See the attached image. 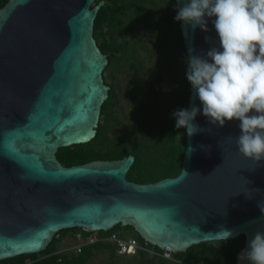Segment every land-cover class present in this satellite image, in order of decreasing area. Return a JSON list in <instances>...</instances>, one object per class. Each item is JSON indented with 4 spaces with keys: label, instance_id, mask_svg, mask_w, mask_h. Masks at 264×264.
<instances>
[{
    "label": "water",
    "instance_id": "95a60500",
    "mask_svg": "<svg viewBox=\"0 0 264 264\" xmlns=\"http://www.w3.org/2000/svg\"><path fill=\"white\" fill-rule=\"evenodd\" d=\"M95 1L7 0L0 8V260L44 251L62 229L121 223L173 251L214 240L224 226L231 238L245 235L236 264H250L238 256L264 232V159L239 153L240 121L211 123L192 86L187 109H201L193 123L202 130L186 132L178 175L131 180L134 154L71 166L58 158L60 148L95 138L110 95L109 55L94 34L105 0ZM205 20L207 30L180 21L188 57L220 49L215 17Z\"/></svg>",
    "mask_w": 264,
    "mask_h": 264
},
{
    "label": "trees",
    "instance_id": "16d2710c",
    "mask_svg": "<svg viewBox=\"0 0 264 264\" xmlns=\"http://www.w3.org/2000/svg\"><path fill=\"white\" fill-rule=\"evenodd\" d=\"M100 0H96L93 5ZM7 0H0V8ZM178 7L176 0H105L95 19V37L109 63L104 78L118 66L127 64L133 110L122 121L123 113L114 105L118 98L116 85L111 83L109 98L104 102L98 132L88 143L74 144L58 150V158L66 165L82 164L95 159H120L128 154L136 156L128 177L139 183L155 182L180 173L186 151V129L175 127L173 113L187 108L191 84L187 80L188 52L184 42L180 21L175 19ZM142 24L148 33L157 36V41L147 46L139 32L133 29ZM141 48L159 52L166 68L173 73L175 88L166 98L161 97L159 86L152 83L144 89L141 73L146 66L139 57ZM159 112L161 118L159 117ZM119 127L111 129L113 125ZM80 227L60 230L44 251L24 253L0 260V264H90L98 252L108 253V260L101 264H183L142 249L136 254H123L114 242L99 241L86 244L81 251H59L61 237L72 233L75 240ZM117 232L120 236H133L140 244L163 253L165 250L148 242L132 225L121 223L111 230H101L102 236ZM74 242V241H73ZM76 242V241H75ZM245 235L227 241L208 240L190 246L185 251H172L175 259L204 260L207 264H236L237 253L244 247Z\"/></svg>",
    "mask_w": 264,
    "mask_h": 264
},
{
    "label": "clouds",
    "instance_id": "9594fccd",
    "mask_svg": "<svg viewBox=\"0 0 264 264\" xmlns=\"http://www.w3.org/2000/svg\"><path fill=\"white\" fill-rule=\"evenodd\" d=\"M177 7V21L204 30L205 17H215L222 50L212 48L208 59L190 56L187 60L186 77L203 105V115L219 126L240 121L241 134L236 139L239 153L255 161L264 159V0H190L183 7L178 0ZM200 111L195 106L176 110L175 127L186 129L189 137L201 131L193 123ZM192 150L189 148V153ZM261 204L264 201L259 204L264 211ZM233 235V230L220 226L211 237L227 241ZM165 258L190 261L175 259L173 253L172 258ZM245 259L250 264H264V232L257 231L239 254V261Z\"/></svg>",
    "mask_w": 264,
    "mask_h": 264
},
{
    "label": "rangeland",
    "instance_id": "374dc122",
    "mask_svg": "<svg viewBox=\"0 0 264 264\" xmlns=\"http://www.w3.org/2000/svg\"><path fill=\"white\" fill-rule=\"evenodd\" d=\"M148 29L142 25H137V28L133 29V34L139 32V37L144 39L145 44L149 47L153 45L155 41H157V36L149 34ZM137 48L139 49V57L144 58L146 62V66L141 73L142 78L147 80L144 81V89L149 90L152 83H156L159 86V92H161V97L166 98L173 93L175 88L173 73L169 71L165 62L161 58L159 52H150L147 49L141 48L140 43H135ZM131 71L128 70L127 64L122 68L118 66L114 72H109L107 74L108 84L111 86V83H114L117 88L118 98L114 105L116 110H120L123 113L122 121H128V115L134 108V100L132 99V93L130 90V86L134 84L133 82H129ZM135 85V84H134ZM137 86V85H135ZM160 112L159 117L161 118ZM117 124L113 125L111 129L118 128ZM73 245L72 233H66L61 237V242L59 246L61 248H66L67 246ZM108 253L98 252L91 260L90 264H101L107 261Z\"/></svg>",
    "mask_w": 264,
    "mask_h": 264
},
{
    "label": "built area",
    "instance_id": "2783aa9c",
    "mask_svg": "<svg viewBox=\"0 0 264 264\" xmlns=\"http://www.w3.org/2000/svg\"><path fill=\"white\" fill-rule=\"evenodd\" d=\"M100 231L101 230H92L90 228L81 227V229L76 232L75 240L72 238L74 241L73 245L67 246L66 248H60L59 251H81L82 247L86 244H94L99 241H111L116 244L118 251L123 254H135L140 250L145 249L152 254H159L168 258H172V249L169 247L166 248L165 252L160 253L155 249L148 248L147 246L140 244L139 241L133 236H120L117 232H113L108 236H102ZM181 262L183 264H207L204 260H190Z\"/></svg>",
    "mask_w": 264,
    "mask_h": 264
}]
</instances>
